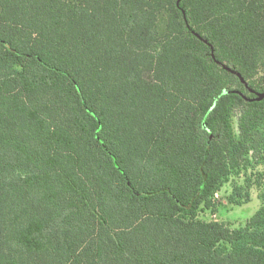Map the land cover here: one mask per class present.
I'll return each mask as SVG.
<instances>
[{
	"label": "trees",
	"instance_id": "trees-1",
	"mask_svg": "<svg viewBox=\"0 0 264 264\" xmlns=\"http://www.w3.org/2000/svg\"><path fill=\"white\" fill-rule=\"evenodd\" d=\"M0 264H264V0H0Z\"/></svg>",
	"mask_w": 264,
	"mask_h": 264
},
{
	"label": "rangeland",
	"instance_id": "rangeland-1",
	"mask_svg": "<svg viewBox=\"0 0 264 264\" xmlns=\"http://www.w3.org/2000/svg\"><path fill=\"white\" fill-rule=\"evenodd\" d=\"M235 126H237V118H235ZM261 169V167H249L243 170L240 174L231 177L230 181L224 184L222 189L216 194L214 198V206L200 213V218L207 221H219L227 224L231 228L243 226L249 218L261 206L259 199L260 188L252 185L249 189L250 200L241 205L233 204L229 201V197L233 192L235 184L246 186L247 178L254 176L253 172Z\"/></svg>",
	"mask_w": 264,
	"mask_h": 264
}]
</instances>
